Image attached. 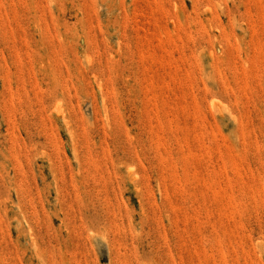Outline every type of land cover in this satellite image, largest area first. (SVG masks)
I'll return each mask as SVG.
<instances>
[{
    "label": "rangeland",
    "instance_id": "374dc122",
    "mask_svg": "<svg viewBox=\"0 0 264 264\" xmlns=\"http://www.w3.org/2000/svg\"><path fill=\"white\" fill-rule=\"evenodd\" d=\"M0 264H264V0H0Z\"/></svg>",
    "mask_w": 264,
    "mask_h": 264
}]
</instances>
